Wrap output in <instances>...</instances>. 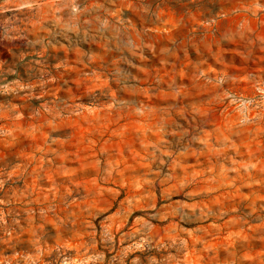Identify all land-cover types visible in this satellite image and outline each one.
Listing matches in <instances>:
<instances>
[{"label":"rangeland","instance_id":"374dc122","mask_svg":"<svg viewBox=\"0 0 264 264\" xmlns=\"http://www.w3.org/2000/svg\"><path fill=\"white\" fill-rule=\"evenodd\" d=\"M0 264H264V0H0Z\"/></svg>","mask_w":264,"mask_h":264}]
</instances>
